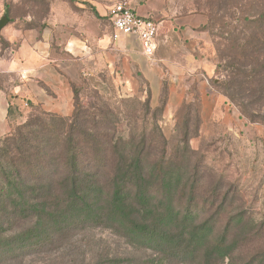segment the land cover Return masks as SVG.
I'll use <instances>...</instances> for the list:
<instances>
[{"label":"trees","instance_id":"trees-1","mask_svg":"<svg viewBox=\"0 0 264 264\" xmlns=\"http://www.w3.org/2000/svg\"><path fill=\"white\" fill-rule=\"evenodd\" d=\"M251 1L250 12L257 13L243 17L248 30L238 33L241 39L235 38L226 18L219 23L207 10L192 11L208 16L204 28L219 57L215 73H226L224 80L216 76L212 84L229 98L242 73L251 77L264 72V0ZM221 40L240 51L221 49ZM73 88L72 115L29 102L27 119L0 135V264L56 253L92 229L111 230L125 239L134 251L143 252L141 264H264V219L256 220L244 207L221 219L228 199L235 193L239 197L233 185L227 183L224 190L225 178L219 176L206 202L199 200L207 177L189 141L198 132V121L192 134L189 122L183 126L177 156L169 154L170 142L156 119L169 97L166 80L162 104L154 110L150 90L143 102L138 96L123 100L131 127L128 137L110 125L112 113L105 110L98 91L85 103L80 88ZM184 105L180 108L191 107ZM115 259L104 249L83 254L82 264L126 260Z\"/></svg>","mask_w":264,"mask_h":264},{"label":"crops","instance_id":"crops-1","mask_svg":"<svg viewBox=\"0 0 264 264\" xmlns=\"http://www.w3.org/2000/svg\"><path fill=\"white\" fill-rule=\"evenodd\" d=\"M114 1L56 0L50 12L9 16L1 12L5 3L0 1V18L9 19L0 33V76L11 82H0V135L15 121L27 119L29 102L51 113L72 115L73 86L86 79L94 87L110 83L120 96L145 97L150 90L153 99L166 80L168 113L186 99H198L207 116L223 110L235 115L212 84L216 61L210 32L204 28L205 13L182 11L171 0H128L137 13L158 22L155 53L147 56L136 35L113 39L107 7ZM32 22L37 25L27 26Z\"/></svg>","mask_w":264,"mask_h":264},{"label":"rangeland","instance_id":"rangeland-1","mask_svg":"<svg viewBox=\"0 0 264 264\" xmlns=\"http://www.w3.org/2000/svg\"><path fill=\"white\" fill-rule=\"evenodd\" d=\"M0 1L5 3L4 11L1 10V12H50L52 5L56 2V0ZM116 1L118 0L108 5L107 11ZM171 2L175 7L185 12L198 9L207 10L209 11L207 13H211V18L219 23L223 22L222 17L226 18V21L230 23L229 29L236 32V39H241L238 33L248 30L247 22L243 20V17L257 13L250 12L253 7L251 0H244L243 3H238L237 0H171ZM206 3L209 5L206 6ZM87 8L90 12H94L91 5L87 4ZM221 41H223L221 49H228L232 52L240 51L239 48L232 45V42ZM213 46L214 60L217 63L218 52L214 43ZM252 66L254 64L247 68L252 70ZM225 74L218 73L217 81L224 80ZM240 76L241 78L236 80V86L232 90L233 98L226 96L223 88L217 87L216 89L224 96L228 103L227 108L232 109L235 115L230 112L226 115L223 110L212 116H207L203 113L202 105L198 99L184 100L181 106L190 104L189 109H186L184 105L175 112L168 113L167 108L170 100L168 97L162 113H158L156 119L164 137L170 142L167 148L172 157L177 156L178 144H182L183 126L189 122L190 134H192L198 121V132L189 141L191 149L196 153L194 157L201 158L202 171L207 177L200 190V202H206L205 196L210 193L212 185L215 183L214 180L217 181L219 176H223L226 183L224 190L227 189V183L233 185V188L239 192V197H236L235 193L231 199H228L227 211L221 216V219H225L229 211H236L244 207L249 210L253 218L260 220L264 219V72L260 70L251 77L244 73ZM0 82L6 85L11 84L10 77L5 75L0 76ZM95 86L86 79L84 84L79 86L81 100L87 103L93 90L98 91L104 102L105 110L112 113L110 125L116 126L118 135L128 137L131 127L126 116L128 108L123 103L126 96H120L110 83L100 82ZM138 97L143 102L148 99V93L145 97ZM149 100L152 110L162 104L160 95L154 99L150 96ZM31 112L32 110H29L28 116ZM153 119L150 113L151 123H153ZM17 124L19 122L15 121L11 127ZM104 249L116 259L125 258V262L121 264H141L140 259L144 255L143 252L134 251L125 239L111 230L92 229L77 234L56 253L51 252L42 257L27 258L18 264H68V262H70L69 264H82L83 254L90 256ZM96 263L94 260L92 264Z\"/></svg>","mask_w":264,"mask_h":264},{"label":"built area","instance_id":"built-area-1","mask_svg":"<svg viewBox=\"0 0 264 264\" xmlns=\"http://www.w3.org/2000/svg\"><path fill=\"white\" fill-rule=\"evenodd\" d=\"M114 28L113 39L123 35H136L141 43L142 51L153 56L156 49L158 22L150 15H141L130 7L128 0H118L108 10Z\"/></svg>","mask_w":264,"mask_h":264},{"label":"water","instance_id":"water-1","mask_svg":"<svg viewBox=\"0 0 264 264\" xmlns=\"http://www.w3.org/2000/svg\"><path fill=\"white\" fill-rule=\"evenodd\" d=\"M9 22V19L6 15L2 16L0 18V33H1V30L2 28Z\"/></svg>","mask_w":264,"mask_h":264}]
</instances>
